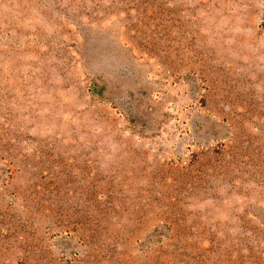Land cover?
<instances>
[{"label":"rangeland","instance_id":"rangeland-1","mask_svg":"<svg viewBox=\"0 0 264 264\" xmlns=\"http://www.w3.org/2000/svg\"><path fill=\"white\" fill-rule=\"evenodd\" d=\"M0 264H264V0H0Z\"/></svg>","mask_w":264,"mask_h":264}]
</instances>
